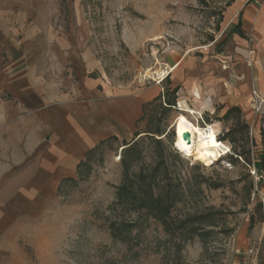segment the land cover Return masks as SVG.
Instances as JSON below:
<instances>
[{
	"label": "rangeland",
	"instance_id": "rangeland-1",
	"mask_svg": "<svg viewBox=\"0 0 264 264\" xmlns=\"http://www.w3.org/2000/svg\"><path fill=\"white\" fill-rule=\"evenodd\" d=\"M239 1L0 0V146L14 144L15 161H26L3 176L14 181L0 195V264H264V44L227 37L237 23L223 30L224 18ZM170 63L182 72L171 81L145 77ZM197 68L201 81L212 74L222 85L224 103L202 111L199 123L215 125L230 149L211 166L174 147L172 127L185 116L176 102L185 112L190 103L182 101L195 97L172 96L170 84L195 83ZM154 89L160 101L143 104L137 138H102L84 155L116 139L83 155L72 176L50 181L60 113L86 101L97 113L105 102ZM156 122L160 145L144 133ZM124 161L135 181L158 164L149 187L174 199L161 207L163 218L147 203L118 201ZM44 177L45 192H34Z\"/></svg>",
	"mask_w": 264,
	"mask_h": 264
},
{
	"label": "crops",
	"instance_id": "crops-1",
	"mask_svg": "<svg viewBox=\"0 0 264 264\" xmlns=\"http://www.w3.org/2000/svg\"><path fill=\"white\" fill-rule=\"evenodd\" d=\"M261 1L264 3V0ZM246 2L247 0L245 2H243V0L239 1L234 7H232V9L230 8V11H228L230 12V15H226L227 17L224 18L223 30H227L228 27L230 28L232 25L236 24L238 17L241 14V32L243 35L246 37L249 36L251 39H262V43L264 44V31L262 29L264 28V6L262 8H257L253 3L246 5ZM254 2H256V0H254ZM244 50H246L247 54L252 53V50L247 51L246 47ZM175 64L176 63H170V65H167V68H170ZM178 67L174 70L175 72L177 71L174 74L176 77L179 73H182L177 70ZM174 71L168 72L167 74L170 81L172 80V73ZM199 71L198 68L192 71L190 70V77L196 80L195 83L193 82V79H191L192 83L190 84L187 82L181 83L182 81L179 82L177 80L170 85H172L173 88H178L182 93L187 91V93L190 94V97L192 94L194 95L195 99L193 98L190 100L191 98L185 97V101H182L188 106L189 104L187 101H189L190 107L200 109L201 112L212 111L214 109L212 104L216 105L218 103H224L222 95H220L222 85L218 84L216 77L212 74H210V76L207 75L205 81H201V79H199L201 77ZM165 79L162 80V82L165 81ZM192 85H194V87ZM193 90H195V93ZM129 93L130 95L125 97L120 96L121 98H118L120 99L119 101H108L101 106L98 105L99 112L97 113H94L93 111L95 103L87 101L81 103L79 108L76 105L72 106L77 110L74 111L76 113L68 110L60 113V116L54 123V129L51 131L54 140L58 144V149L55 148V152H50L48 154V159L51 161L50 163L53 167L52 174L50 173L49 177L51 182L58 181L62 177L72 176L84 153L102 138L108 136L124 138L125 135H132L134 133L135 123L142 116L143 104L149 100H153L159 95V92H157V89H154L150 94L146 91ZM226 101H229V99L225 100V102ZM177 103L181 106L180 101L176 102V104ZM1 125L3 124L0 123V126ZM212 127L214 128L215 125H212ZM1 133H3L2 130ZM0 147V195L3 197L4 193L9 190V183H11L10 191H13L12 182L14 181V179L10 181L7 179V181L4 182L5 179L3 176L8 175L9 173L13 174L16 170L15 167H17V169L18 167H23L26 161L24 153L22 154V159L24 158V160L21 159V162L15 161V155L13 153L15 150L14 144H2ZM10 147H14L13 150L10 149ZM22 147V151H25L24 146ZM10 150L12 152L11 155ZM60 150L61 152L59 154L58 152ZM30 153V148H27L26 157L29 156ZM22 174L25 175L24 171H22ZM26 175H28V172ZM47 180L48 179L45 177L36 180L34 192H45V184L47 183ZM20 182L21 186H23L25 180H20ZM4 196L7 197V193Z\"/></svg>",
	"mask_w": 264,
	"mask_h": 264
},
{
	"label": "trees",
	"instance_id": "trees-1",
	"mask_svg": "<svg viewBox=\"0 0 264 264\" xmlns=\"http://www.w3.org/2000/svg\"><path fill=\"white\" fill-rule=\"evenodd\" d=\"M236 34L239 37L243 38V33L241 32V15H239L238 17V22L237 24L231 29V31L229 32V36ZM166 81H169V77H166L165 79ZM178 91V88H174L173 90H171L170 94H173L172 96H174V94ZM155 102L160 101V97L158 96L155 100ZM165 103V107H174L175 105V99L172 100H167V102ZM166 109V108H164ZM236 109V108H232L230 110H228L227 113H229L231 110ZM145 114V112H143ZM227 115V114H226ZM143 118V116H142ZM159 124V122H158ZM153 130L144 132L146 134V137L151 138V140L155 143L160 145L161 142L160 140H155V136H163L164 132H160L159 129V125L152 126ZM151 128V127H150ZM140 135V133H134V137L137 138ZM116 138L114 137H109L106 140L102 141L101 143H99L95 148H93L92 150H90L88 153H86L84 156L87 158L91 155H93L98 149L101 148L102 144H106L111 140H114ZM134 145L135 143L130 144V146H128L126 148V150L128 152H131L134 150ZM130 162L128 161H124L122 166H123V178H122V185L118 188L116 197L118 199V201H120L121 203H126V204H135V203H139L140 205L142 203H147V207L150 209L151 212H153V214L156 215V218H163L164 216V212L163 209H161V207H163L164 203L166 202V205H170L171 202H174L173 197H164V196H158L155 197L153 190L151 187H149V185H151L152 183H156L158 181V177H159V170L157 168L158 164L155 165L152 169H146V170H142L139 173V178L138 180H133V178L131 179L132 174H130L129 169H130ZM81 165H78V167ZM69 180V179H67ZM63 182V181H62ZM142 194V195H140ZM167 195V194H166ZM165 195V196H166ZM166 208H164L165 210ZM159 213V214H158ZM160 215V216H159ZM251 228H248V231ZM113 238H115L116 236L113 235Z\"/></svg>",
	"mask_w": 264,
	"mask_h": 264
},
{
	"label": "bare ground",
	"instance_id": "bare-ground-1",
	"mask_svg": "<svg viewBox=\"0 0 264 264\" xmlns=\"http://www.w3.org/2000/svg\"><path fill=\"white\" fill-rule=\"evenodd\" d=\"M178 65L179 63H176L170 68L165 67L166 69L153 73L147 71L145 77L153 79L154 81H162L167 77L168 72L176 70ZM184 113H186L185 116L180 115L172 127L175 136V149L185 157L201 162L205 166H211L227 153L228 147L225 145L223 148L218 143L216 139L218 131L214 129L216 127L208 126L207 128H201L199 125L192 123V118L187 114L194 115V113H197L201 115L200 109H192L189 107ZM185 133L189 134V142L182 138Z\"/></svg>",
	"mask_w": 264,
	"mask_h": 264
},
{
	"label": "built area",
	"instance_id": "built-area-1",
	"mask_svg": "<svg viewBox=\"0 0 264 264\" xmlns=\"http://www.w3.org/2000/svg\"><path fill=\"white\" fill-rule=\"evenodd\" d=\"M176 108L179 109V111L181 113H184V112H182L183 107H181L180 104L177 103ZM184 114H186V113H184ZM187 115L192 118V123H194L195 125H199V123H202V114L198 115L197 113H194V115L193 114H190V115L187 114ZM204 128H207V126ZM216 139L218 140V143L221 144V146L224 148L225 145L222 142H220V140H219V132L216 135ZM229 153H230V149L228 148L227 153L223 157L227 156Z\"/></svg>",
	"mask_w": 264,
	"mask_h": 264
},
{
	"label": "water",
	"instance_id": "water-1",
	"mask_svg": "<svg viewBox=\"0 0 264 264\" xmlns=\"http://www.w3.org/2000/svg\"><path fill=\"white\" fill-rule=\"evenodd\" d=\"M185 141L189 142V134L188 133H185L183 134V137H182Z\"/></svg>",
	"mask_w": 264,
	"mask_h": 264
}]
</instances>
